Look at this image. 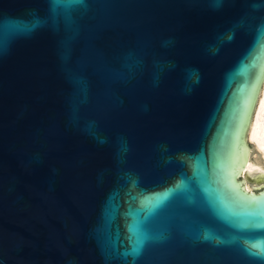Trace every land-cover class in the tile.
<instances>
[{
  "label": "water",
  "instance_id": "95a60500",
  "mask_svg": "<svg viewBox=\"0 0 264 264\" xmlns=\"http://www.w3.org/2000/svg\"><path fill=\"white\" fill-rule=\"evenodd\" d=\"M263 80L264 0H0V264H264Z\"/></svg>",
  "mask_w": 264,
  "mask_h": 264
},
{
  "label": "rangeland",
  "instance_id": "374dc122",
  "mask_svg": "<svg viewBox=\"0 0 264 264\" xmlns=\"http://www.w3.org/2000/svg\"><path fill=\"white\" fill-rule=\"evenodd\" d=\"M255 134H257L258 136L257 135L255 136ZM253 136L255 137H252L251 142L247 141L250 145V161H251V169L250 171H248V173L251 175H261V174L264 175V162L262 156H260V153L256 149V144H259V146L264 148V115H262L259 118ZM243 178L246 181V185H248L252 190V188L254 187L253 182L249 178H247V175Z\"/></svg>",
  "mask_w": 264,
  "mask_h": 264
},
{
  "label": "bare ground",
  "instance_id": "6f19581e",
  "mask_svg": "<svg viewBox=\"0 0 264 264\" xmlns=\"http://www.w3.org/2000/svg\"><path fill=\"white\" fill-rule=\"evenodd\" d=\"M262 115H264V80H263V84H261V86H260L259 93H258V96L256 99V105L254 107V110L252 112L251 119L249 122L247 141L251 142L252 137H255L257 135V134H255V136H253V133H254V130H255L256 125L258 123V120ZM255 133H257V132H255ZM253 140H254V138H253ZM247 144L249 145L248 142H247ZM261 145H262V143H261ZM256 149L260 153V156H262V159L264 162V148L259 146V144H256ZM250 169H251V161H250V151H249V155H248V159H247V165L245 166V168L240 173L242 175V177H245L247 175V172L250 171ZM244 186L246 189L251 190L250 187L248 185H246V181L244 182Z\"/></svg>",
  "mask_w": 264,
  "mask_h": 264
},
{
  "label": "snow or ice",
  "instance_id": "6c2138e0",
  "mask_svg": "<svg viewBox=\"0 0 264 264\" xmlns=\"http://www.w3.org/2000/svg\"><path fill=\"white\" fill-rule=\"evenodd\" d=\"M262 255H264V253H261Z\"/></svg>",
  "mask_w": 264,
  "mask_h": 264
}]
</instances>
